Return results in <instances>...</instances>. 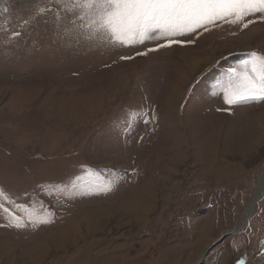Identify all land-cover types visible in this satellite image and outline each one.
<instances>
[{
  "label": "rangeland",
  "instance_id": "obj_1",
  "mask_svg": "<svg viewBox=\"0 0 264 264\" xmlns=\"http://www.w3.org/2000/svg\"><path fill=\"white\" fill-rule=\"evenodd\" d=\"M73 19L55 0H0L3 203L54 214L16 228L0 211V264H196L240 221L201 264H264V101L229 106L211 88L264 53V21L137 55L157 41L99 46L65 34ZM145 186L141 220L124 205Z\"/></svg>",
  "mask_w": 264,
  "mask_h": 264
},
{
  "label": "snow or ice",
  "instance_id": "obj_2",
  "mask_svg": "<svg viewBox=\"0 0 264 264\" xmlns=\"http://www.w3.org/2000/svg\"><path fill=\"white\" fill-rule=\"evenodd\" d=\"M55 3L74 17L70 21L72 27L65 29L66 35L71 32L99 46L130 47L157 41L154 48L137 55H147L148 51L173 45L194 44L195 39L181 38L193 35L198 38L224 24L247 29L264 21V0H55ZM45 11L40 9L39 14ZM18 35V32L13 33V36ZM244 57L227 68L211 86L212 94H222L229 106L264 101V53L252 50ZM91 172L89 170V174ZM118 182V179L107 182L99 190L111 191ZM3 201L15 203L5 190L0 189V211L5 212L9 227L52 222L48 217L54 214L16 205L26 214L21 216L5 208ZM259 255L264 257V242ZM245 259L238 257L235 264H245Z\"/></svg>",
  "mask_w": 264,
  "mask_h": 264
},
{
  "label": "bare ground",
  "instance_id": "obj_3",
  "mask_svg": "<svg viewBox=\"0 0 264 264\" xmlns=\"http://www.w3.org/2000/svg\"><path fill=\"white\" fill-rule=\"evenodd\" d=\"M254 140V139H253ZM252 148V147H251ZM264 186V173L262 174V176H261V179H260V182H259V185H258V189H257V193H256V195H255V200H257L258 198H259V196L261 195V190H262V187ZM153 188L152 189H150V187H144V188H142L141 189V193H140V195H138V193H139V191L136 193V195L134 196V198L132 199V200H129L125 205H124V207L126 206V207H128V209H130L131 210V212H133V211H135V210H138V208L139 207H141L142 206V209H141V211L139 212L140 214L138 215V217H140L141 218V220H144L145 219V216H146V214L148 213V211H149V209H152V207H153V199L155 198V196H156V194H152V192H153ZM147 193H149L150 194V196H151V199L149 200V198H148V195H147ZM153 197V198H152ZM254 204V202L252 203V205ZM253 209H254V207H253ZM124 210H125V208H124ZM252 210L250 211V210H248L247 212H246V215H245V217H248L249 215H251L252 214ZM138 214V213H137ZM246 220V219H245ZM245 222V221H244ZM244 222L243 221H240V222H238V224L234 227V228H232L231 230H233V231H236V230H238L239 228H241L242 227V225H244ZM99 223V222H98ZM69 226V225H68ZM74 231H76V235H75V238H76V241H78L81 237H82V235L81 234H79L78 232H77V230H74ZM66 232V231H65ZM64 232V233H65ZM69 234V233H68ZM68 234H66V235H64V236H66V237H68L67 235ZM66 237H63L64 239V241L66 240ZM62 241V240H61ZM39 245H37L36 246V250H37V252L35 253L36 255H35V258L34 259H36V260H34V262L35 263H37V262H39L40 260L39 259H42V253L40 252V249L41 248H43V246L41 245V243H38ZM46 248V247H45ZM32 250H34V249H32ZM39 256V257H38ZM202 256V255H201ZM38 258V259H37ZM202 258V257H201Z\"/></svg>",
  "mask_w": 264,
  "mask_h": 264
},
{
  "label": "water",
  "instance_id": "obj_4",
  "mask_svg": "<svg viewBox=\"0 0 264 264\" xmlns=\"http://www.w3.org/2000/svg\"><path fill=\"white\" fill-rule=\"evenodd\" d=\"M261 193V192H260ZM249 217V216H248ZM248 217H245L244 216V220L246 219V221H247V219H248ZM234 232H236V231H233V230H228V231H226V232H224L222 235H220V237H218L214 242H212L204 251H203V253H202V256L201 257H204V256H206L207 254H208V252H209V250L211 249V248H213L216 244H218L221 240H223L226 236H228V235H230V234H233ZM200 257V259L198 260V262L196 263V264H201L202 263V258Z\"/></svg>",
  "mask_w": 264,
  "mask_h": 264
}]
</instances>
